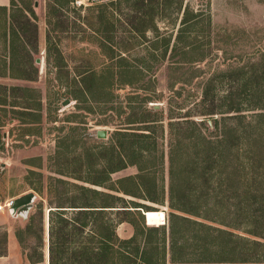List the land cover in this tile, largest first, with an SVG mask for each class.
<instances>
[{
  "label": "rangeland",
  "instance_id": "obj_1",
  "mask_svg": "<svg viewBox=\"0 0 264 264\" xmlns=\"http://www.w3.org/2000/svg\"><path fill=\"white\" fill-rule=\"evenodd\" d=\"M134 1L11 0L0 7V187L9 175H18L22 187L37 196L28 216L35 215L33 229L22 243L16 234L28 218L0 212V254H8L1 264H30V256L37 260L39 237L45 264H50L49 208L85 199L116 206L104 215L110 234L121 220L131 221L132 248L144 239L149 246H171L174 260L188 264H235L240 256L230 242L233 233L264 243V0H155L153 9L160 13L155 24L144 16L145 34L135 30L141 16ZM185 8L188 24H182ZM215 121L234 129L232 141L245 152L250 169L233 172L219 196L225 205L211 207L207 216L177 212L174 217L171 152H177L180 165H191L201 153L191 141L199 132L216 141ZM99 130L107 137L98 138ZM241 131L244 141L238 145ZM126 133L138 135L132 138L137 160L149 167L144 181L159 204L119 191L122 185L134 188L123 181L140 174L131 164L121 169ZM191 176L179 175L178 194L205 189L198 173ZM80 187L112 196L84 195ZM122 198L164 211L167 224L149 226L150 216L127 214ZM5 200L0 197V203ZM77 213L65 217L76 219ZM71 223L73 234L77 224ZM232 223L244 229L237 231ZM93 230L90 223L74 233L59 264H74L76 255L80 263L75 264H86ZM10 236L16 245H9ZM239 246L250 249L246 264H264L262 247ZM109 258L123 264L120 256Z\"/></svg>",
  "mask_w": 264,
  "mask_h": 264
},
{
  "label": "trees",
  "instance_id": "obj_2",
  "mask_svg": "<svg viewBox=\"0 0 264 264\" xmlns=\"http://www.w3.org/2000/svg\"><path fill=\"white\" fill-rule=\"evenodd\" d=\"M156 1L155 0H136L134 1V8H136L138 13L140 14L138 19V24L135 25V30L138 33L145 34L147 27H141V24L146 23V20L144 19V16H151V19L149 22L151 24H155L154 16L156 14H159L160 11L153 9V6H155ZM159 5V3H157ZM164 4L169 6L171 4V1H165ZM150 7L149 11L143 12L141 9ZM178 9L182 10V2H178ZM198 16V15H197ZM190 10L189 8H185L183 12V19L182 24H188L190 23ZM154 26V30H156V25ZM238 111V110H236ZM204 122V121H202ZM188 123L196 126L195 121H188ZM219 121H215L214 127L217 128L220 132L219 137L216 141H213L209 139L207 136L202 135L201 132H199L200 136L198 138L194 139V141H191L192 144H194L200 152H198L196 158L191 163V165H180L178 162V155L175 150L171 152L170 155V175H171V189H170V208L172 210V215L175 217L177 216L175 213L182 212V213H188V214H200V216H207L209 212L211 211V207H217L220 205H225L226 202L221 201L219 199V196L225 192L226 189L229 187L230 183L232 182V176L234 175L233 172H239L241 170H249L250 163L248 161V157L244 155V151H241L239 147L236 149V143L235 141H232V137H234V129L228 128L225 125L220 126ZM236 133V132H235ZM126 137V141H122L120 143L122 147V151L125 152L123 158V167L121 169H124L127 167V165H133L137 166L140 174L136 176H129L126 177V179L123 182H128L132 184L134 188H129L126 186H123L117 189L124 193L125 195H128L132 198H139L146 200L148 202L157 203L159 204V200L157 199V196L155 195V192L152 193L151 188L147 187L144 179L145 174L147 170L149 169L148 166H142L141 163L137 160L138 147L135 145V140L132 139L134 137H138L136 133H126L124 135ZM129 137V138H128ZM244 139V133L241 131L240 134L237 136V143H243ZM177 147V145H176ZM215 148V149H214ZM145 151L149 150L150 148L144 147ZM211 150H213V153L210 154ZM242 152V153H240ZM155 166V165H153ZM198 173L200 175V178L204 182L205 189H202L199 191L198 188H196L195 192H186L182 194L177 193V180L180 174H184L187 177L191 178L193 174ZM225 174V175H224ZM123 180V179H122ZM121 180V181H122ZM213 180V181H212ZM151 182V181H150ZM94 185L111 189L104 185V183L96 181L93 182ZM81 191L85 194H92V195H99L105 196L107 199L111 198L112 195L109 193H106L104 191H99L98 189H92L88 187H80ZM198 189V190H197ZM225 190V191H224ZM248 195V193L246 194ZM124 205L122 206V211L127 212V214H131L133 211H136L138 213H141L140 210L137 209H147L145 213L147 224L149 226H157L158 223L164 222L166 218V214L164 211H154L150 210V207L148 205H145L143 203H140L138 201H135L133 199L126 200L123 199ZM204 201V205L197 206V202ZM215 200V204H212ZM217 205V206H215ZM116 206L111 204V202L108 201H102V202H96V201H90L88 199H85L82 203H73V204H59L56 206H51L49 209H55L53 211L49 212V253H50V264H59L61 261V256L63 253L68 251V248L70 244L72 243V236L75 233L78 235L79 232L82 231V229L87 228L90 223L94 226V230L91 233V246L88 250V259L86 261V264H115L116 261L114 258L112 259L113 262L110 261L109 256H120L123 259V264H147L149 261V255L147 252H143L140 256V246L137 245L136 248H132L133 245L136 244V238L135 236L130 240H121L115 231H113L111 234L110 231V225L109 221H104V215L108 211H113V209ZM200 208L199 211L198 209ZM72 209V210H70ZM78 212L79 215L76 219H68L65 217L67 212ZM199 216V215H198ZM92 218L93 223L90 222L89 218ZM188 219V218H186ZM35 221V215H30V217L27 220V225L24 228H19L17 231V237L20 243L23 242L25 235H29L32 232L33 224ZM77 224V227L75 226L73 229L75 232L72 234L69 231V227L73 226L71 223ZM121 222H131L128 219L121 220L118 223ZM237 224V223H236ZM235 230H243L244 227H240V225H235ZM108 231V232H107ZM254 234V233H250ZM256 236V235H255ZM231 243H234V248L238 250V256L239 258L236 259L235 264H246L250 258L246 257L249 253L250 249L246 251L243 247L239 246L243 243V245L250 246L253 245L255 248L262 247L264 249V243L250 240L247 237H244L243 234H230ZM40 238V247H41V253L39 254L37 260L33 261V257H28V261L30 264H45V255L42 251V248L44 246V239L42 237ZM264 238V237H263ZM72 239V240H71ZM146 245H149V242L145 241ZM121 246H127L128 254L122 253L119 248ZM4 255L3 253L0 254V256ZM79 255H76L74 259L75 263H80L79 261ZM252 260V259H251ZM260 261V260H259ZM199 262H207L211 263V261L208 260H201ZM264 262V259L263 261Z\"/></svg>",
  "mask_w": 264,
  "mask_h": 264
},
{
  "label": "crops",
  "instance_id": "obj_3",
  "mask_svg": "<svg viewBox=\"0 0 264 264\" xmlns=\"http://www.w3.org/2000/svg\"><path fill=\"white\" fill-rule=\"evenodd\" d=\"M9 3H11V0H0V7L7 6ZM42 59V58H41ZM7 184L4 187H0V197L3 196L7 201L9 199H17L19 197H22L23 195L30 193L31 190L27 187H22V179L21 176L15 175L11 176L9 175V179L6 181ZM40 194V192H38ZM4 201V202H5ZM119 210V209H118ZM142 212V211H141ZM142 214V213H139ZM143 216V215H142ZM143 218V217H142ZM2 223H0L1 225ZM142 226L145 229H148L150 232L156 231V228L148 227L146 228L144 224L142 223ZM116 234L121 240H130L135 236V229L129 222H121L118 223L116 227ZM12 238V240H11ZM10 246L16 245V239L15 237L10 236ZM146 239H144L143 244L140 246V258L141 254L145 251L149 255L155 254L156 258L151 259L147 262V264H188L187 261L183 260H174V248L171 246H161V245H146ZM11 248V247H10ZM119 250L124 253L128 254V250L119 248ZM8 260V254L4 256H0V259ZM6 262V261H5ZM2 262L0 261V264Z\"/></svg>",
  "mask_w": 264,
  "mask_h": 264
},
{
  "label": "water",
  "instance_id": "obj_4",
  "mask_svg": "<svg viewBox=\"0 0 264 264\" xmlns=\"http://www.w3.org/2000/svg\"><path fill=\"white\" fill-rule=\"evenodd\" d=\"M95 1H102V0H95ZM36 62L38 64H41L42 63V59L41 58H38L36 60ZM69 102V100H67L64 105H67ZM156 107H158L159 105H155ZM108 135V132L105 131V130H99L97 131V137L98 138H106ZM36 194L34 192H30V193H27L25 195H23L22 197H19L17 199L14 200L13 202V206L10 210V214L13 215V216H19V217H23V218H28L29 216V213L30 211L33 209L34 207V202L36 200ZM55 209H49V212L50 211H53ZM137 210H140L142 211L141 209H137ZM49 212H48V219H49ZM143 215L145 216V213L144 211H142ZM48 236H49V229H48ZM49 250V248H48Z\"/></svg>",
  "mask_w": 264,
  "mask_h": 264
},
{
  "label": "built area",
  "instance_id": "obj_5",
  "mask_svg": "<svg viewBox=\"0 0 264 264\" xmlns=\"http://www.w3.org/2000/svg\"><path fill=\"white\" fill-rule=\"evenodd\" d=\"M13 202H14V199H9V200L5 201L4 203H0V212L9 211V213H10V210L13 206ZM166 224H167V219L165 218L164 225H161V226H165Z\"/></svg>",
  "mask_w": 264,
  "mask_h": 264
}]
</instances>
